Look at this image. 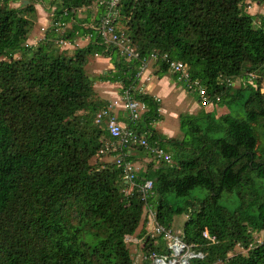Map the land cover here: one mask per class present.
<instances>
[{
	"label": "trees",
	"instance_id": "obj_1",
	"mask_svg": "<svg viewBox=\"0 0 264 264\" xmlns=\"http://www.w3.org/2000/svg\"><path fill=\"white\" fill-rule=\"evenodd\" d=\"M18 2L37 14L32 0H0V264H153V254L170 252L154 225L180 232L182 216L181 238L203 255L191 264H264L255 238L264 232V16L246 8L264 0H123L118 24L139 53L132 60L103 45L91 11L79 17L97 0H55L37 45L28 44L35 21L10 6ZM90 35L72 56L61 51V41L74 46ZM154 52L158 76L170 72L168 60L186 64L228 113L181 115L182 137L165 139L153 128L158 102L136 90L138 67ZM96 54L114 69L90 76ZM98 82L133 89L148 111L129 129L171 163L140 146L116 154L125 155L120 167L101 161L112 140L96 121L110 105ZM241 100L244 116H234L230 104ZM146 155L153 161L128 182L126 165ZM127 238L144 245L141 263ZM238 246L248 255L230 257Z\"/></svg>",
	"mask_w": 264,
	"mask_h": 264
},
{
	"label": "built area",
	"instance_id": "obj_2",
	"mask_svg": "<svg viewBox=\"0 0 264 264\" xmlns=\"http://www.w3.org/2000/svg\"><path fill=\"white\" fill-rule=\"evenodd\" d=\"M123 0H97V2L87 8L80 10V13H86L91 11L94 19L98 18L97 23L90 25V28L100 35L103 45L109 47L111 45L117 47L123 56H126L129 60L139 59V53L133 47L132 42L128 35L121 29L119 20V7ZM88 41L91 39V35L86 38ZM84 40V39H83ZM72 47V45L66 41H61V46ZM96 58L102 57L99 54L95 55ZM158 58L157 53L149 55L148 59L142 61L138 67V79L142 82L143 75L149 69L150 65ZM110 60V58H108ZM164 59H168L167 56ZM170 65V72L177 75L178 80L181 83L186 84L190 90L199 93L200 104L203 108L214 107L220 102V98L215 100L209 95L207 89L201 84L199 80H192L188 66L182 62L167 61ZM147 80H150L149 78ZM140 92V91H139ZM122 109L127 111L131 122H138L141 120L144 113L148 111L147 106L140 101H137L133 95V89H127L123 94H120L118 99L109 105L108 108L101 110L97 116L98 124H105L111 140L106 142L100 151V155L115 154L117 165L120 167L123 165L125 155H116L119 151L130 149L132 146H140L145 148L154 154V158L158 161L171 163V156L162 148L153 147L146 136L140 135L137 131L125 128L120 122L116 109ZM126 177L128 182H133L135 167L132 164L126 165ZM153 182H146L143 187V192H148L152 189ZM153 232L157 236L163 235L164 241L169 249L168 254H153L151 256L153 264H191L193 259L201 258L203 255L197 253L192 246L188 245L181 238L180 232L172 230H165L159 225H154ZM205 236L208 237L207 233Z\"/></svg>",
	"mask_w": 264,
	"mask_h": 264
},
{
	"label": "crops",
	"instance_id": "obj_3",
	"mask_svg": "<svg viewBox=\"0 0 264 264\" xmlns=\"http://www.w3.org/2000/svg\"><path fill=\"white\" fill-rule=\"evenodd\" d=\"M88 42L89 41L87 39H84L82 46H86ZM99 59L108 62L107 68L109 71L114 69V66L111 64L108 58L99 57ZM148 78L150 80H147ZM114 88L117 89L114 90ZM120 90L121 85L119 84H110L104 82H98L96 84V91L99 97L102 100L111 103L118 99L121 93ZM136 90L140 91V94H144L158 102L159 119L153 122V128L167 140L181 138L182 131L180 127L178 128L177 126H166V115H169L180 122L181 115H197L202 111L218 112L221 106L216 105L214 107L203 108L200 104V99H196L194 96H192L197 93L196 91L190 90L186 84L181 83L178 80L177 75L172 72H168L161 77L158 76L156 74L154 63H152L146 73H144L142 82L136 86ZM224 112V114L228 113L227 110ZM116 113L124 127L129 128L130 119L127 111L119 108L116 109ZM143 160L146 159L144 157L139 158V160L134 164L136 171L145 170L142 163L144 162ZM154 169L157 168L155 167ZM152 225L153 224H150L149 226L153 227Z\"/></svg>",
	"mask_w": 264,
	"mask_h": 264
},
{
	"label": "rangeland",
	"instance_id": "obj_4",
	"mask_svg": "<svg viewBox=\"0 0 264 264\" xmlns=\"http://www.w3.org/2000/svg\"><path fill=\"white\" fill-rule=\"evenodd\" d=\"M54 1L55 0H46V1H44V0H32V3L35 5L36 10H37V14L35 17L34 16L32 17L29 14L23 12L24 8L22 6V2L10 3V6L12 8L19 9V10L22 9L21 12H23L24 17H29L30 19H32L36 23L34 30L29 37V41H28L29 45H37L40 41L44 40L46 32L49 30V28L52 25L53 15H54V11L56 9V5L53 4ZM29 4L30 3L28 1L25 2L26 6H29ZM246 8H247V12H249L252 15H257V17L259 15L264 16V3L258 4L255 2H248ZM79 17L84 18L85 13H83V14L80 13ZM256 23L259 25V23H260L259 18H257ZM69 26H71V25H69ZM82 43H83V40H77V43L72 47H68L65 45L61 46V51H66L68 56H72L73 52L75 51L76 48L78 49V48L85 47V46H82L83 45ZM20 57H21L20 55H17L15 57V59L18 60V59H20ZM107 64H108V62L100 60L99 58L91 57L89 60V66L87 68L88 69L87 73L90 76L99 77L103 73H105L106 71H109L107 68ZM237 85H239L238 81H237ZM116 89L117 88H114V90H116ZM263 91H264V85H263ZM192 96H194L196 99H198L199 93H196ZM108 103L110 104L111 102H108ZM240 103H242V100L239 101V103L234 102V103L230 104L231 105V111L233 112L234 116H238V117L244 116V110H243L242 105ZM223 106L224 105L221 104L220 109L217 112L219 115H223L225 113L224 112L225 110L229 111V108H230L229 106H224V107ZM165 118H166V124H167L166 126H168V127L177 126L178 128L180 127L179 120H176L169 115H166ZM263 143H264V139H262L260 141L261 145ZM137 154H138V151H137ZM144 158L146 160H143L144 162H142V163L144 165V169H147L148 165L153 161V157H149L146 155V156H144ZM101 161L105 164L106 163H112V164L116 163L115 157H113L111 155H105L104 157H102ZM94 163H95V161H94ZM158 167H160L159 163L156 164V168H158ZM186 221H187V217H185V216L176 218V221L174 224L175 230H178L180 232L184 231ZM150 230H152V227H150ZM255 238L259 244H262L264 242V232L258 233V234L256 233ZM127 242H128V246H129V249L131 251L132 257L135 260H137L136 263H141L142 259L145 258V254L140 251V247H141V249H143L144 245L142 246V244H138V245H140V247L137 248L136 243L132 242V240L129 238H127ZM239 254L246 256V255H248V250H245V249L238 246V247H236L234 252L231 253L229 256L233 257V256L239 255ZM219 264H223V263H219Z\"/></svg>",
	"mask_w": 264,
	"mask_h": 264
}]
</instances>
